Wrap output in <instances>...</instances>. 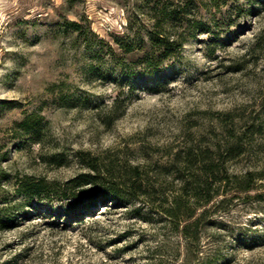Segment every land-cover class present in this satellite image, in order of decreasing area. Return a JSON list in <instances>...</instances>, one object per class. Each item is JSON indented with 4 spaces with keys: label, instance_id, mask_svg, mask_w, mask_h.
Returning <instances> with one entry per match:
<instances>
[{
    "label": "rangeland",
    "instance_id": "1",
    "mask_svg": "<svg viewBox=\"0 0 264 264\" xmlns=\"http://www.w3.org/2000/svg\"><path fill=\"white\" fill-rule=\"evenodd\" d=\"M144 2L0 0V126L31 112L46 123L43 143L10 146L3 166L63 186L88 172L73 156L81 149L106 164L140 163L173 192L178 181L159 169L172 154L235 136L242 150L229 170L264 166V133L244 135L264 125V0H194L208 28L185 31L182 50L152 70L131 58L141 56L151 24ZM126 36L137 47L124 73L108 46L122 54ZM52 152L68 162L52 165ZM243 196L210 209L196 242L165 218L120 204L77 222L32 215L0 230V264H264V199Z\"/></svg>",
    "mask_w": 264,
    "mask_h": 264
},
{
    "label": "trees",
    "instance_id": "2",
    "mask_svg": "<svg viewBox=\"0 0 264 264\" xmlns=\"http://www.w3.org/2000/svg\"><path fill=\"white\" fill-rule=\"evenodd\" d=\"M144 3V7H148L151 24L146 40L141 42L142 50L138 51L141 56L130 57L132 62L152 70L182 50L187 39L185 31L206 29L207 24L197 17L194 0H145ZM68 25L80 33L78 24L69 22ZM174 25H180L184 30H176L174 35L170 30ZM125 38L120 45L122 54L108 46L110 57L124 73L128 68L126 55L136 53L137 47L127 36ZM228 121L233 119L228 118ZM44 128L46 123L36 112L14 120L10 126H0V230L19 226L32 215L45 213L74 222L83 221L93 215V211H97L95 209L113 203L132 206L131 210L136 215L165 218L183 238L196 242L210 209L220 207L240 194L247 199H264V166L242 172L228 168V161L241 153V136H235L240 140L235 139L226 146H189L182 153L172 154L169 164L160 165L159 169L173 173V179L178 181L173 192L164 191L162 183L151 182L149 173L140 163L106 164L97 155L81 149L75 150L73 156L88 172L76 175L63 186L44 177L12 172L3 166L10 146L24 141L43 143ZM255 133H264V125L252 123L244 131V135L251 137ZM47 159L56 167L68 162V156L61 152H52ZM230 189L234 191L232 195H228ZM54 200L63 201V207H48L47 204ZM142 210L146 213L141 214Z\"/></svg>",
    "mask_w": 264,
    "mask_h": 264
}]
</instances>
